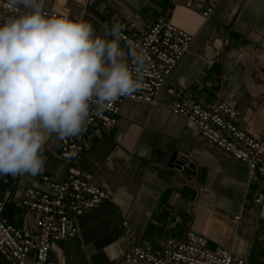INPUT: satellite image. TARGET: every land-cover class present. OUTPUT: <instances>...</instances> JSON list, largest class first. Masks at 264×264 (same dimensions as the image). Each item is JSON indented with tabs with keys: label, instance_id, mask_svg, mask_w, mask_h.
I'll list each match as a JSON object with an SVG mask.
<instances>
[{
	"label": "crops",
	"instance_id": "crops-1",
	"mask_svg": "<svg viewBox=\"0 0 264 264\" xmlns=\"http://www.w3.org/2000/svg\"><path fill=\"white\" fill-rule=\"evenodd\" d=\"M208 0H47L45 7L70 18L83 17L101 33L139 22L133 34L167 20L195 36L191 51L172 74L171 84L196 102L234 105L237 125L264 136V0H222L213 17ZM122 47L125 44L121 43ZM174 98L162 91L156 105L126 101L116 127L96 130L80 167L109 199L78 219L80 237L56 243L51 264H126L132 245L159 251L166 238L188 230L206 237L211 249H228L246 264H264V205L254 203L258 187L248 183L246 164L199 137L172 111ZM45 170L31 177L0 176L7 218L34 233L37 215L21 207L27 189L44 190L42 177L64 182L67 165L59 142L45 145ZM184 171L170 169L174 155ZM264 194V182L261 186ZM239 217V220H236ZM128 222L134 234H125ZM0 264H11L0 255Z\"/></svg>",
	"mask_w": 264,
	"mask_h": 264
},
{
	"label": "built area",
	"instance_id": "built-area-1",
	"mask_svg": "<svg viewBox=\"0 0 264 264\" xmlns=\"http://www.w3.org/2000/svg\"><path fill=\"white\" fill-rule=\"evenodd\" d=\"M47 0H45L46 3ZM222 0H208L202 12L210 20ZM45 10L58 16L57 12ZM20 9L9 8L8 0H0V19L18 14ZM68 17V16H67ZM70 18V17H68ZM141 27L132 22L122 28L121 43L139 45L149 58V71L144 87L127 97H120L111 107L96 110L93 106L86 131L78 137L59 141L60 157L67 165L64 182L42 177L44 190L27 189L21 201L22 209L37 215L34 233L13 224L8 218L9 200L0 199V255L11 264H51L53 246L61 241L80 237L78 219L109 199L108 194L91 181L80 167L89 149V136L96 130H110L117 126L122 105L126 101L156 105L162 91L174 98L172 111L196 129L199 137L248 167L250 187H258L254 203L264 205V136L257 138L237 125L239 116L233 104L218 101L211 106L196 102L178 91L170 80L181 60L191 51L195 36L167 20H159L142 34H133ZM259 61L264 72V46ZM22 177V176H17ZM239 220V217H236ZM125 234L133 236L128 222L123 223ZM126 264H246L228 249H211L208 240L194 230L180 238H166L159 251L132 245L125 255Z\"/></svg>",
	"mask_w": 264,
	"mask_h": 264
},
{
	"label": "clouds",
	"instance_id": "clouds-1",
	"mask_svg": "<svg viewBox=\"0 0 264 264\" xmlns=\"http://www.w3.org/2000/svg\"><path fill=\"white\" fill-rule=\"evenodd\" d=\"M0 19V176L35 177L45 145L86 131L90 112L144 87L147 52L122 47V25L97 33L83 17L45 10V0H8Z\"/></svg>",
	"mask_w": 264,
	"mask_h": 264
},
{
	"label": "water",
	"instance_id": "water-1",
	"mask_svg": "<svg viewBox=\"0 0 264 264\" xmlns=\"http://www.w3.org/2000/svg\"><path fill=\"white\" fill-rule=\"evenodd\" d=\"M170 169H176L178 171H184L186 167V163L182 160L178 159V155H174L168 166Z\"/></svg>",
	"mask_w": 264,
	"mask_h": 264
},
{
	"label": "rangeland",
	"instance_id": "rangeland-1",
	"mask_svg": "<svg viewBox=\"0 0 264 264\" xmlns=\"http://www.w3.org/2000/svg\"><path fill=\"white\" fill-rule=\"evenodd\" d=\"M4 259V258H3ZM8 262V261H7Z\"/></svg>",
	"mask_w": 264,
	"mask_h": 264
}]
</instances>
